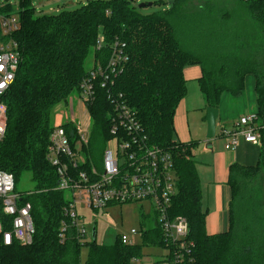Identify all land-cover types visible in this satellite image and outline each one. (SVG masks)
Masks as SVG:
<instances>
[{"label": "trees", "instance_id": "obj_1", "mask_svg": "<svg viewBox=\"0 0 264 264\" xmlns=\"http://www.w3.org/2000/svg\"><path fill=\"white\" fill-rule=\"evenodd\" d=\"M224 1L213 5L206 0L194 10L190 0H172L168 10L150 14L140 12L133 0H87L71 10L40 15L33 0L0 4V11L19 15L14 37L22 55L16 80L3 97L7 131L0 141V169L14 175L20 203L31 202L35 228L31 244L0 243V264H80L82 245L75 228L70 227L66 240L60 241L63 221L69 223L64 213L68 192L57 188V172L47 158L54 127L50 120L55 105L80 90L92 69L87 66L90 54L105 66L116 40L126 43L128 61L115 79V92L137 111L150 142L173 155L177 194L170 215L187 217L193 242L179 264H264V186L255 192L251 188L258 178L264 179V2L237 0L240 7H231ZM100 35L105 43L97 49ZM194 64L202 68L199 85L207 107L219 108L225 91L240 95L248 75L256 81L261 158L255 165L231 166L230 226L218 234L206 229L192 146L174 138L176 110L188 92L184 70ZM99 81L88 105L92 128L82 168L96 163L110 137L112 102ZM64 126L74 142V128L68 122ZM26 173L33 189L22 192L18 188ZM0 219L8 227L10 218L3 211ZM86 245L90 248L86 264H132L145 246L165 242L156 224L135 246L118 237L112 244L93 239Z\"/></svg>", "mask_w": 264, "mask_h": 264}, {"label": "built area", "instance_id": "obj_2", "mask_svg": "<svg viewBox=\"0 0 264 264\" xmlns=\"http://www.w3.org/2000/svg\"><path fill=\"white\" fill-rule=\"evenodd\" d=\"M264 2V0H262ZM20 28L16 13L0 12V141L7 131V106L3 97L16 80L22 55L19 41L14 34ZM105 43L103 35L96 44L101 49ZM128 61L126 43L116 40L112 53L104 66L95 62L89 75L80 84L79 95L83 101L89 122L76 123V139L72 141L64 124H55L50 134L47 151L49 162L58 176V189L68 192V203L64 213L69 223L64 222L60 230V241L68 237L70 227L75 228L76 238L82 246L95 239L87 238L90 228L83 224L79 205L89 210L106 209L126 203L150 202L156 222L162 229L165 246L158 245L162 253L150 264H179L191 252L193 242L189 240L190 223L187 217L170 215L173 197L177 194V175L170 149L152 144L137 111L115 92V79ZM108 88L111 100L110 137L103 152V164L82 168L85 164L84 149L89 144L92 115L89 102L95 97V81ZM257 111L244 114L231 126H222L220 136L226 139L225 147L235 150L241 141L254 144L261 142ZM21 195L15 189L12 173L0 169V212L10 219L7 226L0 219V243L11 245L17 240L22 245L31 244L35 231L30 201L20 203ZM143 208V207H142ZM140 230L132 228L130 233L119 234L122 243L130 246L141 244ZM138 236V240L135 239ZM89 239V241H88ZM132 264H144V254L134 256Z\"/></svg>", "mask_w": 264, "mask_h": 264}, {"label": "crops", "instance_id": "obj_3", "mask_svg": "<svg viewBox=\"0 0 264 264\" xmlns=\"http://www.w3.org/2000/svg\"><path fill=\"white\" fill-rule=\"evenodd\" d=\"M72 4H74V0H40L38 5L41 6V10L48 8L49 12L46 13H52L64 9L62 6ZM184 76L187 80L188 92L176 110L174 138L179 142L191 144L192 146L193 158L196 162L202 186L203 210L207 213L206 229L209 234H218L227 231L230 226V201L232 198V189L229 181L230 168L236 163L240 165L257 164L258 162L256 161H258L262 151L261 142L254 144L241 141L235 150L226 149V139L220 136L221 127L233 125L240 116L247 114L246 111H251V108L246 109L248 105H245L243 108L237 107L233 113L229 114L230 104L235 102L234 98L237 96L228 91L223 92L220 100L216 136L213 139H208L207 106L199 85L202 68L198 64L187 66L184 70ZM255 86L256 81L254 84V101L255 111H257ZM245 90L246 80L245 88L238 96L247 97L248 93L244 94ZM59 103L70 104V109L69 114H67L61 109L62 106L56 104L53 109L55 124L68 122L75 128L76 123H74L73 119L79 120L83 124L89 122L79 91H73L67 100ZM143 253V263L150 264L151 260L157 259L162 250L155 246H145Z\"/></svg>", "mask_w": 264, "mask_h": 264}, {"label": "rangeland", "instance_id": "obj_4", "mask_svg": "<svg viewBox=\"0 0 264 264\" xmlns=\"http://www.w3.org/2000/svg\"><path fill=\"white\" fill-rule=\"evenodd\" d=\"M205 1L206 0H190V8L197 10L199 9L200 5H202ZM5 2L6 0H1L0 4L2 5ZM7 2L12 5H15L18 2V0H7ZM133 2L136 8L140 12L145 14H150L158 11L168 10L171 7L172 0H133ZM210 2L213 5H219L220 3L223 4L225 1L210 0ZM39 3L40 0L34 1V5L36 8V15H40L44 12L45 13L49 12L48 8L41 10L40 9L41 6L38 5ZM86 3L87 0H74V4L62 6V8L71 10ZM226 3H229L231 7L233 6L240 7L237 0H226ZM248 21H246L247 24H249ZM261 41H262L261 43H264L263 39ZM94 62L95 61L93 59V54H90L87 63L88 68H92ZM254 84H255L254 75L253 74L248 75L246 79V90L244 92V94L248 93V96L235 97L234 98L235 102L230 104L229 114L233 113L237 107L243 108L245 105H248L246 109L251 108V111L250 110L246 111L247 113L256 110L255 101H254V97H255ZM57 105L62 106L61 109L63 110V112L65 111L67 112V114H69L70 104L57 103ZM50 122L52 125H55V116L51 117ZM100 152L101 154L99 153L97 155L98 159L96 160L95 163V165L99 168H101L103 164V150ZM260 158L261 155L259 156V159L256 162H259ZM263 186H264V179L262 180L260 177L256 181H254V183L251 185V188L255 192L258 189L263 190L262 189ZM18 189L21 190L22 192H27L33 189V182L31 181L30 174L26 173L24 175L23 180L19 185ZM151 206L152 205L150 202H141V203L135 202V203H126L121 205H113L107 207L106 209H98L92 211L85 208L83 205H79V212L83 216V224L87 225L91 230V232L88 231L87 238L91 240L93 239L92 229L94 228L96 233L95 240L97 241V243L112 244L115 242L119 234L122 233L128 234L130 233L132 228H137L138 230H140L143 227L154 226L156 222V218ZM135 239L138 240V236H135ZM89 252H90L89 245H84L81 247L80 264H86V261L89 257Z\"/></svg>", "mask_w": 264, "mask_h": 264}, {"label": "water", "instance_id": "obj_5", "mask_svg": "<svg viewBox=\"0 0 264 264\" xmlns=\"http://www.w3.org/2000/svg\"><path fill=\"white\" fill-rule=\"evenodd\" d=\"M219 117V108L207 107V138L213 139L216 136L217 120ZM94 231V235H95Z\"/></svg>", "mask_w": 264, "mask_h": 264}]
</instances>
